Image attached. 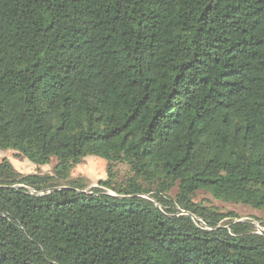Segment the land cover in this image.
I'll use <instances>...</instances> for the list:
<instances>
[{"label":"trees","instance_id":"obj_1","mask_svg":"<svg viewBox=\"0 0 264 264\" xmlns=\"http://www.w3.org/2000/svg\"><path fill=\"white\" fill-rule=\"evenodd\" d=\"M0 150V264H264V0H0Z\"/></svg>","mask_w":264,"mask_h":264},{"label":"rangeland","instance_id":"obj_2","mask_svg":"<svg viewBox=\"0 0 264 264\" xmlns=\"http://www.w3.org/2000/svg\"><path fill=\"white\" fill-rule=\"evenodd\" d=\"M7 160L13 168L23 174H53L55 163L45 166H36L26 157L15 151L0 150V163ZM72 178L84 179L91 188L98 187L101 180L107 178V164L97 157H87L71 173ZM213 204L223 211H232L237 213L243 220L255 219L258 222H264V211L254 210L250 207L223 203L212 199Z\"/></svg>","mask_w":264,"mask_h":264},{"label":"water","instance_id":"obj_3","mask_svg":"<svg viewBox=\"0 0 264 264\" xmlns=\"http://www.w3.org/2000/svg\"><path fill=\"white\" fill-rule=\"evenodd\" d=\"M261 234H264V232L261 230Z\"/></svg>","mask_w":264,"mask_h":264}]
</instances>
